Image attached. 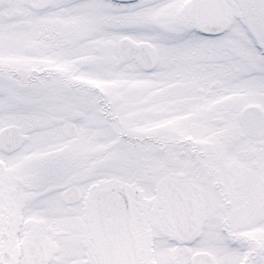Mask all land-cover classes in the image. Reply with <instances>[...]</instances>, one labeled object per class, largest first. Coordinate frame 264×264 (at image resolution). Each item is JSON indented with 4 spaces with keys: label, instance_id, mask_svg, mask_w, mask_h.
Wrapping results in <instances>:
<instances>
[{
    "label": "snow or ice",
    "instance_id": "6c2138e0",
    "mask_svg": "<svg viewBox=\"0 0 264 264\" xmlns=\"http://www.w3.org/2000/svg\"><path fill=\"white\" fill-rule=\"evenodd\" d=\"M0 264H264V0H0Z\"/></svg>",
    "mask_w": 264,
    "mask_h": 264
}]
</instances>
